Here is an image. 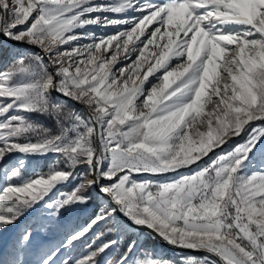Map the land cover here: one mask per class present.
Here are the masks:
<instances>
[{
    "label": "snow or ice",
    "instance_id": "snow-or-ice-1",
    "mask_svg": "<svg viewBox=\"0 0 264 264\" xmlns=\"http://www.w3.org/2000/svg\"><path fill=\"white\" fill-rule=\"evenodd\" d=\"M0 58V264H264V0H0Z\"/></svg>",
    "mask_w": 264,
    "mask_h": 264
},
{
    "label": "rangeland",
    "instance_id": "rangeland-1",
    "mask_svg": "<svg viewBox=\"0 0 264 264\" xmlns=\"http://www.w3.org/2000/svg\"><path fill=\"white\" fill-rule=\"evenodd\" d=\"M115 29L113 28H108V29H101L98 27H90L88 31H94L96 33H103V32H112ZM11 64V61L6 60L4 58H0V71L7 70L9 65ZM31 120L38 124L41 125L45 128L50 129L53 133L57 131L56 129V124L55 121L48 116H43L40 114H32L31 115ZM259 123V122H257ZM201 130H206V129H201ZM241 138H237L236 140L230 141L228 145H225L226 149H230L234 144L239 143L242 141ZM18 155V154H17ZM13 161H15L16 156H13ZM54 157L49 154L48 156L44 157H31L27 161V167L23 171V175L25 177L31 176L33 174V170L44 172L47 171L49 166L52 164ZM207 161H202L201 163H206ZM171 179V177H168ZM72 185H69L67 188L64 190L67 191L69 188H71ZM98 205V200L96 199L95 193H93V201L86 207V208H81L77 209L73 214H71V222L74 224H81L85 222L88 218V216L92 213V211L97 207ZM14 231L9 228L7 231L0 233V258L4 257L6 255V252L9 250V242L14 238ZM62 238V235L60 232L53 231L47 234V236H38L36 238V245H42L44 247L52 246L55 243H58L59 240ZM113 237L110 236H105L100 239H96L95 243L99 244L102 242V240H107V239H112ZM93 238H89V242H91ZM144 246L149 249H155L159 255H161L164 258L171 259V260H178L179 257L173 254H170L161 247V245L158 243H154L152 240H144L143 237H141ZM86 252L85 246L82 244L80 245L75 251L74 255L75 256H81ZM37 259V257L34 254H29L28 260L34 261Z\"/></svg>",
    "mask_w": 264,
    "mask_h": 264
},
{
    "label": "water",
    "instance_id": "water-1",
    "mask_svg": "<svg viewBox=\"0 0 264 264\" xmlns=\"http://www.w3.org/2000/svg\"><path fill=\"white\" fill-rule=\"evenodd\" d=\"M21 47H24V46H21ZM54 95H55V94H54ZM60 99H63V98H60ZM158 242H159L160 245H161L162 247H164L165 249L170 250V251L176 253V251H177L176 249H173V248H171V247L165 245L162 241H158ZM197 254H198V255H204L205 253H197Z\"/></svg>",
    "mask_w": 264,
    "mask_h": 264
},
{
    "label": "trees",
    "instance_id": "trees-1",
    "mask_svg": "<svg viewBox=\"0 0 264 264\" xmlns=\"http://www.w3.org/2000/svg\"><path fill=\"white\" fill-rule=\"evenodd\" d=\"M17 47H21V46H17ZM69 103H70V102H69ZM152 241H153L154 243H157V244L159 243L158 241H154V240H152ZM159 244H160V243H159ZM161 247H162V246H161ZM163 249H165V248L163 247ZM165 251L168 252V253H170V254L176 255L175 252H172V251H170V250L165 249Z\"/></svg>",
    "mask_w": 264,
    "mask_h": 264
}]
</instances>
